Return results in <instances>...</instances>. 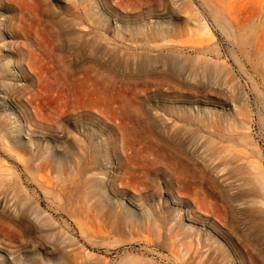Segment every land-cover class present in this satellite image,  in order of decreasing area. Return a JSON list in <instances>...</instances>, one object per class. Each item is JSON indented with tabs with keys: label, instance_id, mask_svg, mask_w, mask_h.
Returning <instances> with one entry per match:
<instances>
[{
	"label": "rangeland",
	"instance_id": "1",
	"mask_svg": "<svg viewBox=\"0 0 264 264\" xmlns=\"http://www.w3.org/2000/svg\"><path fill=\"white\" fill-rule=\"evenodd\" d=\"M163 1L0 0V264H264L262 0Z\"/></svg>",
	"mask_w": 264,
	"mask_h": 264
},
{
	"label": "bare ground",
	"instance_id": "2",
	"mask_svg": "<svg viewBox=\"0 0 264 264\" xmlns=\"http://www.w3.org/2000/svg\"><path fill=\"white\" fill-rule=\"evenodd\" d=\"M165 1V0H164ZM163 1V2H164ZM160 2H162V1H160ZM163 4V3H162ZM172 4V3H171ZM256 4H257V2H256ZM259 4V3H258ZM173 6V5H172ZM164 7V6H163ZM257 7V6H256ZM167 8V7H166ZM165 9V8H164ZM170 10V9H169ZM255 10V9H254ZM84 11L86 12L87 10H86V8H84ZM167 11V10H166ZM165 11V12H166ZM254 12V11H253ZM253 15V14H252ZM255 16H262V15H264V0H262L261 2H260V4H259V7H258V9H256L255 10V14H254ZM251 20V19H250ZM78 24V23H77ZM264 29V28H263ZM263 31V30H262ZM264 34V33H263ZM101 37V36H100ZM94 39H95V37H93ZM92 38V39H93ZM100 40V39H99ZM99 40H97V41H99ZM100 42V41H99ZM81 47V46H80ZM84 47V46H83ZM108 47H109V45H108ZM108 47H105V46H98V47H96V46H94V49H93V52L91 53L92 54V56H94V57H100V56H103V55H109V54H113V53H116L117 52V50L116 51H113V49H111L110 47V49L112 50V51H109L108 50ZM113 47V46H112ZM82 48V47H81ZM81 50H84V48L83 49H81ZM122 52V51H121ZM123 55H125L124 53H122ZM122 54H121V56H122ZM112 56V55H111ZM114 56H116V55H114ZM107 57V56H106ZM118 57V56H117ZM120 58V57H119ZM127 58V57H126ZM125 58V59H126ZM130 58V57H129ZM108 59H109V57H108ZM116 59V58H115ZM112 60H114L113 58H112ZM121 60V59H120ZM123 60H124V58H123ZM129 59H127L126 61H128ZM131 60V59H130ZM149 60V59H148ZM110 62V61H109ZM116 66H118L117 65V63H114ZM113 64V65H114ZM127 65H128V63H126ZM120 67V66H119ZM128 69V68H127ZM128 71V70H127ZM25 90V89H24ZM112 103V102H111ZM118 105L116 106H113L112 104H107L106 106H102V109H103V112H106V113H108V114H111V115H113V116H119L121 119H128V120H130V119H132V120H135L136 122H138L140 125H142V121L143 120H141L142 118H141V116H140V114H138V112L139 113H148V112H150V111H146L145 110V106H144V104H138L139 106H141L140 108H135V107H133V105H130V103L128 104H126L125 103V100H123V99H121L120 100V102L119 103H117ZM39 108V107H38ZM34 109V108H33ZM40 112V111H39ZM153 123H155V122H153ZM161 123V122H160ZM175 126V125H174ZM149 163L150 164H152V165H154V163H155V160H151V159H149ZM1 170V169H0ZM2 181V180H1ZM5 181V180H4ZM1 183V182H0ZM1 212V211H0ZM27 223V222H26ZM29 223V222H28ZM54 248V247H53ZM14 256V255H13Z\"/></svg>",
	"mask_w": 264,
	"mask_h": 264
}]
</instances>
